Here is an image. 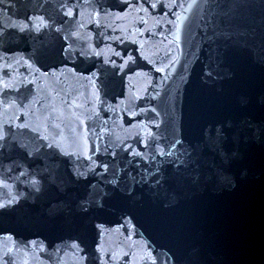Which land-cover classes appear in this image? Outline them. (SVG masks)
<instances>
[{"label": "water", "instance_id": "1", "mask_svg": "<svg viewBox=\"0 0 264 264\" xmlns=\"http://www.w3.org/2000/svg\"><path fill=\"white\" fill-rule=\"evenodd\" d=\"M124 2L0 0V124L37 147L34 133L14 125H40L48 143L58 137L74 153L44 147L33 167L86 173L63 193L49 187L0 210V260L264 264V0H198L187 12L178 5L190 0H155V9L142 0L146 12ZM61 4L83 7L68 17ZM72 31L79 35L65 36ZM179 140L176 156L155 152ZM156 169L159 187L149 179L131 194L113 192L102 209L76 207L89 185L112 192L114 172L124 187ZM8 183L13 195L28 194L27 185Z\"/></svg>", "mask_w": 264, "mask_h": 264}, {"label": "snow or ice", "instance_id": "2", "mask_svg": "<svg viewBox=\"0 0 264 264\" xmlns=\"http://www.w3.org/2000/svg\"><path fill=\"white\" fill-rule=\"evenodd\" d=\"M142 0H133V3H128L125 0L123 7L124 8H133L135 7L137 11H147V9H141L139 4ZM174 7L177 6V0H171ZM158 3L155 0H151L150 7L155 9L157 8ZM167 7V5H163ZM179 8L183 10V12H187L188 9L192 8H200L201 4L198 0H190L187 4V8H185L183 3H180ZM61 9L67 8L65 15L68 17H73L74 15V8L83 7V5H73V7H67L66 4L60 5ZM102 11V10H101ZM107 15V13H104ZM183 14V13H182ZM32 20V17L28 18ZM36 20L40 21L39 27H48L49 23L44 21L41 17H36ZM176 21H180L182 19V15H177L175 17ZM169 23H172L169 21ZM177 29L180 28V24L175 25ZM28 27L27 24H23L21 26V31ZM37 27V30H39ZM58 32L61 28L56 29ZM78 31H72L65 33V36H78ZM65 52L71 51V46L64 49ZM92 54V53H89ZM97 57L101 55V52L97 51L94 53ZM80 55L83 56L85 53L83 51L80 52ZM113 55L119 57L121 54L120 52H115ZM133 57H127L125 63L118 65L120 69H124L126 63L128 61H132ZM105 64H113L115 62L110 58L104 60ZM171 61H169V65ZM8 67V66H6ZM164 68H158L156 71H164ZM98 73L93 71L90 73V76L95 77ZM46 75V73H45ZM102 83V81H101ZM6 89L11 88V85H5ZM155 111V109H152ZM143 111V110H141ZM81 124H85L84 121H80ZM17 128H24L27 129L29 132L34 133L38 141H40V146L37 147L35 143H28L24 142L21 139H17L14 133H11L9 130L5 128L3 124H0V170H2L3 175H0V188L5 189L6 192L4 193V199L0 200V210L8 209L11 207L18 206L21 201L27 200L28 195H32L35 193H41L49 187H54L59 192H65L66 188L70 183H76L86 177V173L80 171L79 169L70 170L67 174H61L59 171H52L48 166L45 167H33L34 162L40 157L41 149L47 147L48 149H55L56 152L59 153L61 157H71L74 153L63 151L62 144L60 138H53L52 143H48L49 136L43 134L41 131L42 126L38 125L36 127H30L27 124H19L14 125ZM85 130L87 132V127L85 125ZM149 137L152 136L151 131L148 133ZM223 132L218 130V136H222ZM9 136L12 137L11 142H9ZM99 138V137H98ZM87 139V136L85 137ZM141 143H146V141H141ZM183 144L182 140L171 142L170 144L166 145L165 147H161L159 144L156 145L155 152L158 155H171L176 156L177 149L180 148ZM8 149L9 155L5 156L4 152L5 149ZM96 151L98 152L99 149L97 148ZM136 157H141L142 153L139 151H135L131 153ZM153 160L156 159L155 156L151 157ZM84 159L91 160L90 155H85ZM5 160L7 163H5ZM177 163L183 165V161L177 157ZM92 165L96 166V161L92 160ZM99 167L104 169V172L107 173L108 165L107 164H100ZM8 173H13V175H8ZM140 179L137 180L136 177L129 176L127 177V181L124 187H121V180L120 177L113 173V178L108 180L106 183L112 186V192L105 191L102 188H99L97 185H89L86 193L81 195L77 199L76 207L83 213L87 214V212L91 208L102 209L105 206L107 199L112 195L113 192L119 190L120 192H125L126 194H131L135 190V186L140 183H147L149 179L152 181V184L156 187L160 186V179L157 177L160 175L159 169H156L153 172H149L145 170L143 173H138ZM9 180H14V182L19 184L27 185L28 187V194L24 191H17L15 195H13V184L8 183ZM122 220L126 223V225H131V218L129 216H122ZM97 229H101L103 225L97 224L95 225ZM134 228V225H132ZM30 243H35L34 241ZM73 247H79V243L76 240L72 242ZM97 249L99 250V245H97ZM0 264H3L2 260H0ZM152 264H155V260L152 261Z\"/></svg>", "mask_w": 264, "mask_h": 264}]
</instances>
